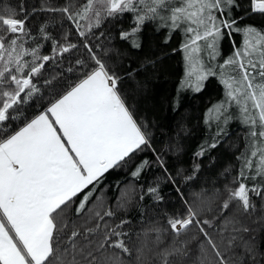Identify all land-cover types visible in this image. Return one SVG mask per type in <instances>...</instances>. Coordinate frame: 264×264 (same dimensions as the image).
<instances>
[{"label":"snow or ice","instance_id":"1","mask_svg":"<svg viewBox=\"0 0 264 264\" xmlns=\"http://www.w3.org/2000/svg\"><path fill=\"white\" fill-rule=\"evenodd\" d=\"M38 14L43 22L30 24ZM125 14L131 22L119 39L134 49L148 23L166 32L164 43L180 33L182 88L200 92L210 77L223 86V98L205 120L216 131L195 157L215 149L231 121L244 129V148L220 173L222 186L211 195L193 193L192 202L181 193V209L143 233L155 234L156 261L187 264L195 249L193 264H256L255 244L240 234L250 231L243 217L264 213V27L243 21L264 16V0H39L31 8L26 0L18 8L0 0V264H125L122 254L131 253L129 221L118 215L127 193L121 190L115 207L103 192L95 195L106 173L151 148L148 126L121 88L137 70L121 76L111 56L119 52L102 43L106 33L99 32ZM225 40L231 50L222 56ZM49 65L59 71L45 79ZM57 80L61 91L20 120L21 106ZM156 160L167 173L159 153ZM148 163L131 176L139 177ZM199 169L194 164L184 180ZM167 179L175 184L177 177L167 173ZM158 188V181L147 188L156 201L163 199ZM217 225L219 242L212 233ZM238 246L244 256L235 253ZM143 247L136 249L137 264Z\"/></svg>","mask_w":264,"mask_h":264},{"label":"trees","instance_id":"2","mask_svg":"<svg viewBox=\"0 0 264 264\" xmlns=\"http://www.w3.org/2000/svg\"><path fill=\"white\" fill-rule=\"evenodd\" d=\"M4 2L18 8L20 0H4ZM26 3L29 8L33 5L39 6V0H26ZM43 19L44 17L38 14L33 16L29 23H40ZM130 22L131 15L125 14L118 21L103 24L99 32L106 33L102 43L118 50L119 55L113 51L111 56L121 76L137 70L134 77L123 79L121 88L129 106L134 109L136 118L148 126L151 134V148L138 152L122 167L106 173L100 185L101 191L96 192L95 195L99 196L103 192L108 203L115 207L116 198L121 195V190L127 193L126 208L118 215L129 221L125 230L132 233V243L129 245L132 251L130 254H122V259L125 264H137L136 249L143 242L144 255L141 264H158L154 254L157 249L153 243L155 234L148 232V235L144 236L143 233L157 221L163 222L165 213L172 214L181 209V193L189 202H192L193 193L203 189L206 194L211 195L214 187L222 186L223 177L220 173L229 165L236 164L235 157L244 148V129L238 120L231 121L227 126V135L217 147L202 157H195L194 153L206 140L211 143L208 138L216 131L215 124H212L210 128L205 120L208 109L223 98V86L216 77H210L200 92L182 88L181 81L185 78V65L183 52L179 50L180 33L173 34L170 41L164 43L166 32L164 30L158 32L154 24L148 23L140 32L141 47L134 49L128 42L119 39L120 28L128 29ZM243 23L264 27V16L252 14L246 17ZM108 36L112 37L110 41ZM235 39L238 44L241 42L240 35H236ZM174 48L177 49L176 52L172 51ZM230 50L228 41L225 40L222 45V56H227ZM146 61H155V65L148 64ZM57 71L59 69L49 65L44 78H50ZM40 83L43 84V80ZM61 87L62 84L58 80L54 81L50 87H43L40 94H37L28 104L21 106L20 120H23L25 116L30 117L36 111L43 110L42 106L46 107L49 100L53 98V94L61 91ZM14 123L19 124L20 121ZM152 149L156 150L155 153ZM157 153L164 161L167 173L177 177L175 184L167 179V173L157 162ZM144 160L149 163L141 170L139 177L133 178L131 172ZM194 164L200 165L199 171L195 173L192 180L185 181L184 176L193 175ZM178 172L181 175L177 176ZM157 181L159 194L163 198L160 201L154 200L147 192L148 186H156ZM177 187L180 192L177 191ZM262 215L264 213L257 212L243 217L242 224L250 231L240 234L243 240L255 244L256 251L259 253L256 264H264V222L259 219ZM218 227L219 225L213 228L212 233L219 242ZM137 233H141L139 239ZM237 244H240L239 240ZM235 253L244 256L243 247L238 246ZM197 255L198 252L193 249L187 264H193ZM245 264H251V260H246Z\"/></svg>","mask_w":264,"mask_h":264}]
</instances>
